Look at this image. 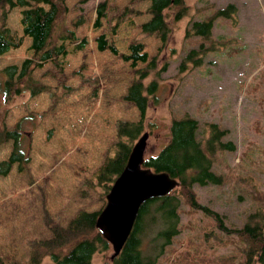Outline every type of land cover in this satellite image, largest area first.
Returning <instances> with one entry per match:
<instances>
[{
	"label": "rangeland",
	"instance_id": "374dc122",
	"mask_svg": "<svg viewBox=\"0 0 264 264\" xmlns=\"http://www.w3.org/2000/svg\"><path fill=\"white\" fill-rule=\"evenodd\" d=\"M64 1L67 10L54 36L62 25L79 39L85 37V44L79 48L65 39V54L34 67L32 76L46 86L40 92L13 91L4 104L0 87V121L12 128L21 119L30 138L27 167L18 170L14 163L7 174H0L1 257L25 262L30 241L50 237L47 219L64 226L79 210L103 207L109 189L94 174L104 156L113 153L117 121L140 117L137 106L123 95L135 70L151 59L154 66L143 81L156 78L158 87L143 120V132H149L144 156L169 139L173 117H196L202 136L208 134L204 127L209 121L219 123L228 129L222 140H231L235 149L215 154L213 168L224 174L221 183L192 185L198 201L220 212L229 225L242 224L255 208L264 210V0H185L188 10L179 19H174L177 7L166 10V42L141 29L150 16L149 0H108L98 27L93 21L99 0ZM228 3L236 6L231 17H213L209 41L217 48L200 64L181 67L187 50L201 40L186 34L190 20L208 17ZM22 8L16 5L7 12L6 25L22 41L0 54V81L5 65H19L33 54L31 38L22 31ZM101 32L123 52L129 51L130 42H142L148 59L133 66L108 49L99 50L95 36ZM11 148L12 140L0 143V160ZM180 204L181 228L156 264H242V243L234 234L221 232L212 218ZM111 253L110 244L93 255V262L108 261ZM48 261L45 257L40 264Z\"/></svg>",
	"mask_w": 264,
	"mask_h": 264
},
{
	"label": "trees",
	"instance_id": "16d2710c",
	"mask_svg": "<svg viewBox=\"0 0 264 264\" xmlns=\"http://www.w3.org/2000/svg\"><path fill=\"white\" fill-rule=\"evenodd\" d=\"M107 2L108 0L97 2L94 27L100 26L101 19L106 16ZM16 5L23 6L20 22L23 35L31 38L29 47L33 54L31 57H25L19 65L11 63L1 69L4 74L3 80L0 81L4 104L8 102L13 91L22 93L29 90L30 93L35 94L46 88L44 84L34 79L32 71L42 62L50 58L56 60L58 55L65 54V39L75 42V46L79 48L86 42L85 37L79 39L72 29L62 25L54 36L55 28L67 10L64 0H0V54L17 47L22 41V36H17L6 25L7 12ZM171 7H177L174 19H179L188 10L185 0H149L147 12L150 16L141 23L142 31L156 32L160 39L166 42L170 31L166 10ZM235 9L234 3H228L215 9L208 17L190 20L186 34L199 35L201 40L197 47L187 50L180 61L181 67L187 62L200 64L208 51L217 48V45L209 41L213 17H231ZM127 11L129 8L125 7L124 12ZM57 39L61 41L57 42ZM95 41L99 50L108 49L124 60H130L133 66L138 61L144 62L148 59V53L143 49L142 42H130L129 51L123 52L118 50L113 39H109L104 32L97 34ZM151 66H154L152 59L148 61L146 67L135 70L134 79L123 95L137 106L140 117L136 121L118 120L116 123L117 141L113 153L104 156L94 174L105 190L109 189L110 184L126 164L134 141L143 132V120L150 97L156 98L158 80L154 78L148 83L143 81L149 74ZM205 129L208 134L202 136L198 119L189 114L171 118L169 139L156 153L144 156L143 165L153 170L167 171L178 179L179 183L168 193L142 202L130 234L119 253L113 259L100 264H156L158 256L181 228L180 202L212 218L221 232L234 234L242 243V264L264 263V210L255 208L247 214L242 224L229 225L224 222L220 212L199 202L192 188L194 183L203 185L221 183L224 174L213 168L215 154L218 150L235 149V144L231 140H222L223 135L228 131L227 128H221L219 123L209 121ZM26 137L27 141H25ZM29 139L27 131L21 127V119L12 128L6 126L4 121H0V143L12 140L11 151L6 158L0 160V174H7L14 163L17 164L18 170L27 167L30 159ZM98 212L99 210H79L64 226L47 219L52 233L50 237L30 241L27 261H6L0 255V264H40L45 257H49V261L45 264H95L93 255L97 251H106L110 246L96 227ZM148 245L151 246V251L148 250Z\"/></svg>",
	"mask_w": 264,
	"mask_h": 264
},
{
	"label": "water",
	"instance_id": "95a60500",
	"mask_svg": "<svg viewBox=\"0 0 264 264\" xmlns=\"http://www.w3.org/2000/svg\"><path fill=\"white\" fill-rule=\"evenodd\" d=\"M149 132H142L134 142L126 164L115 177L106 193V203L96 217V227L111 244L113 259L121 250L146 199L162 196L179 180L167 171L144 166V151Z\"/></svg>",
	"mask_w": 264,
	"mask_h": 264
}]
</instances>
